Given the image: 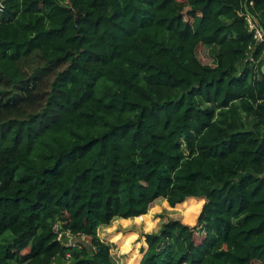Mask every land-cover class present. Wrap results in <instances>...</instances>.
<instances>
[{
  "label": "trees",
  "instance_id": "obj_1",
  "mask_svg": "<svg viewBox=\"0 0 264 264\" xmlns=\"http://www.w3.org/2000/svg\"><path fill=\"white\" fill-rule=\"evenodd\" d=\"M246 9L264 31V0H0V264H116L100 227L192 198L195 224L147 234L139 264H264Z\"/></svg>",
  "mask_w": 264,
  "mask_h": 264
},
{
  "label": "rangeland",
  "instance_id": "obj_2",
  "mask_svg": "<svg viewBox=\"0 0 264 264\" xmlns=\"http://www.w3.org/2000/svg\"><path fill=\"white\" fill-rule=\"evenodd\" d=\"M197 55L202 63L212 64V54L208 47L199 46ZM192 205H199L195 212L187 216L182 206L170 207L165 200L158 199L141 219L130 218L127 220L115 219L109 226L100 227V238L113 242L112 256L116 264H139L143 253L147 249L146 235L158 233L162 225L169 219H179L182 222L194 225L196 216L204 202V199L192 198L186 200ZM118 236V239L115 238ZM76 242L87 244L83 237H73ZM128 245H123L124 241Z\"/></svg>",
  "mask_w": 264,
  "mask_h": 264
},
{
  "label": "built area",
  "instance_id": "obj_3",
  "mask_svg": "<svg viewBox=\"0 0 264 264\" xmlns=\"http://www.w3.org/2000/svg\"><path fill=\"white\" fill-rule=\"evenodd\" d=\"M246 21H247L249 30H252L254 32V38L256 40H263L264 36H263V33L261 32L257 22L255 20H253L249 15H248V17H246ZM263 54H264V50H263ZM53 230L56 233L57 240H60L61 242L65 243L67 245H70V246H76L77 245V242L74 239H72L75 236L72 235L69 231L60 230L58 223L54 224Z\"/></svg>",
  "mask_w": 264,
  "mask_h": 264
},
{
  "label": "water",
  "instance_id": "obj_4",
  "mask_svg": "<svg viewBox=\"0 0 264 264\" xmlns=\"http://www.w3.org/2000/svg\"><path fill=\"white\" fill-rule=\"evenodd\" d=\"M247 0H245V2H246ZM246 11H247V14L249 15V16H251L252 17V15L250 14V12L246 9ZM259 28H260V30H261V32L263 33V36H264V31H263V28L261 27V26H259ZM262 70H263V72H264V65H262Z\"/></svg>",
  "mask_w": 264,
  "mask_h": 264
}]
</instances>
